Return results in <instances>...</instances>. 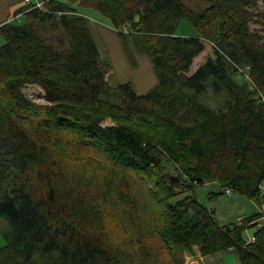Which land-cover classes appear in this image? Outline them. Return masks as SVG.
Listing matches in <instances>:
<instances>
[{"label":"trees","instance_id":"1","mask_svg":"<svg viewBox=\"0 0 264 264\" xmlns=\"http://www.w3.org/2000/svg\"><path fill=\"white\" fill-rule=\"evenodd\" d=\"M68 1L107 18L125 51L128 37L145 52L157 84L143 95L111 86L86 18L66 2L46 0L0 26V217L9 227L0 264H185L194 245L202 256L233 250L240 264H264V35L250 28L264 24V0H204L200 12L185 0ZM181 20L195 34L177 35ZM242 67L248 83L236 80ZM208 92L218 107L202 99ZM94 154L104 161L97 171ZM164 158L263 211L219 225L193 196L176 200L190 185L160 172ZM133 176L151 183V217L140 215Z\"/></svg>","mask_w":264,"mask_h":264},{"label":"rangeland","instance_id":"2","mask_svg":"<svg viewBox=\"0 0 264 264\" xmlns=\"http://www.w3.org/2000/svg\"><path fill=\"white\" fill-rule=\"evenodd\" d=\"M62 2H66L70 4L71 6L75 7L77 11L80 14H83L84 11H86L89 16H86L89 20L95 21L97 23L107 25L108 28L112 27L110 26V23L107 18L102 16L99 12L92 10V9H83L80 7H77L75 3H71L68 0H59ZM185 3L187 4L188 7H190L192 10L196 12L202 11L206 6L207 3L204 0H185ZM256 11L258 12H264V8L262 5H258ZM256 21V18L253 19V22ZM22 22V21H21ZM250 28L254 30H258L261 32V34L264 35V24H250ZM111 34H106L104 36V39L100 40V46L101 48L103 47L106 52L105 56L103 59L107 61L110 65V71H113L112 77H110V72L108 73L107 80H109V84L114 85V83L118 82H124L127 81V77H130L131 74L134 73L133 70H130L127 61L125 59V56L121 50L120 43L111 32ZM176 34L179 36H192L195 34L194 30L192 27L188 24L187 21L181 20L178 24V28L176 30ZM0 46L4 43L3 38L0 36ZM212 51L211 49H206L204 54L195 62L193 68H191V72L193 71L194 67L196 65L202 64L209 56H211ZM108 59V60H107ZM140 66L134 70L137 74V72L140 71V67L143 65H146V60L139 61ZM142 65V66H141ZM149 66V64L147 65ZM150 69V66L148 67ZM148 71L150 72V70ZM242 75L237 76L236 80L240 83L243 81L244 83L249 82V77L247 74V71L245 68H240L239 70ZM24 89H26L23 94L27 96L28 98L33 99L34 102L37 104H45V102L41 99V96L43 95V92L40 87L38 86H27ZM139 93L144 92L145 89H137ZM202 99L205 101L206 104H208L211 107H218L221 104L222 99L220 97H215L214 95L211 94V92H208L207 95L203 96ZM110 124L109 120H106L103 125ZM69 150L76 155L77 153L81 155V152H78L75 148L70 147ZM97 156L94 154V157L91 156L88 160V165H92L93 168H101V164L104 165V161H101L98 163L97 161ZM91 166V167H92ZM101 166V167H100ZM105 167V166H104ZM94 168L96 171L98 169ZM183 167L178 164V163H171L170 161L166 160L165 158L162 159V166L160 172L166 174L170 178H175L177 181H179L178 177H181L180 182L184 181L183 183H187V185H190V189L188 192L186 191L183 194L178 195L176 200L181 199L185 196H193L201 205H203L205 208L209 210L214 211V216L215 220L219 225H236L240 224L241 220L244 218L260 214L263 210L260 205L254 200L250 199L244 195H241L236 192H231V194L227 195L225 193L226 189L221 187L219 183L217 182H204V183H198L194 182L191 179H188L187 177H184L183 174ZM134 188H133V195L135 197V200L138 204V207L141 210V217L148 218L153 216L157 210V204L155 202V198L151 197L148 194V190H150L149 185L151 184L150 182H145V180L140 179L139 177H132L131 178ZM183 186V185H182ZM187 187V186H186ZM185 187H175L176 192L183 191ZM258 219L256 220V223L258 224L257 226H262L264 225V215L261 214L260 216L257 217ZM122 227V226H121ZM9 229L7 222L0 217V248L5 245V240L3 238V234L7 232ZM124 230V229H123ZM256 228L255 227H249L246 228L243 231V238L247 241L249 239H253V234L255 232ZM120 233V232H119ZM130 233V232H129ZM196 246V245H194ZM191 248L186 249L183 251V256L184 253L189 251Z\"/></svg>","mask_w":264,"mask_h":264},{"label":"crops","instance_id":"3","mask_svg":"<svg viewBox=\"0 0 264 264\" xmlns=\"http://www.w3.org/2000/svg\"><path fill=\"white\" fill-rule=\"evenodd\" d=\"M25 8H26V4L23 2V0H0V26L8 22H11L12 19H14L16 15L21 14ZM81 15L85 17L87 20L88 29L97 45L100 56L102 58L106 57L105 56L106 52L105 50H103L104 48L103 47L101 48L100 46V40L104 39V36L106 34H111L109 33L110 31H108V30H111V32L115 34V36L117 37L120 43L121 50L125 56V59L127 61L126 63L129 69L134 71V73L131 74L130 77L126 78L127 81H124L121 83L116 82L114 83V85L110 84L111 86H118L124 83H131L134 88V91L138 95L146 94L152 88L155 87V85L157 84V78L154 73L150 58L145 52H138L134 48V46L132 45L128 37L126 38L127 50L125 51L118 37L117 32L113 28L111 29V28H108L107 25H103L95 21L89 20L86 16H89L90 14H88L86 11H84L83 14ZM0 43H1V40H0ZM141 60H142V63L145 60L147 63L146 65H143V66L141 65L142 67H140V71L137 72L136 74L134 67L135 69H137L140 66L139 61ZM148 64L150 66V69L148 68L149 66H147ZM148 69L150 70V72L148 71ZM112 75H113V71L111 70L110 77H112ZM107 81L109 83V80ZM137 89H141V90L145 89V91L139 93ZM251 241H252V238L247 240V242H251ZM184 260H185V264H240L238 262L237 255L235 251L233 250H228L226 252L218 253L212 256H202L199 252L198 246H192L188 252L186 251L184 253Z\"/></svg>","mask_w":264,"mask_h":264},{"label":"built area","instance_id":"4","mask_svg":"<svg viewBox=\"0 0 264 264\" xmlns=\"http://www.w3.org/2000/svg\"><path fill=\"white\" fill-rule=\"evenodd\" d=\"M46 0H23V2L26 4V8L24 9V11L21 14H18L14 17V19H12V21L18 20L21 15L29 10H34V9H39L42 10V7L44 5ZM262 190H264V186L262 187ZM225 193L227 195L231 194L230 190H226Z\"/></svg>","mask_w":264,"mask_h":264},{"label":"water","instance_id":"5","mask_svg":"<svg viewBox=\"0 0 264 264\" xmlns=\"http://www.w3.org/2000/svg\"><path fill=\"white\" fill-rule=\"evenodd\" d=\"M32 87H34V86H32ZM26 89H22L21 91H22V93L25 91Z\"/></svg>","mask_w":264,"mask_h":264}]
</instances>
